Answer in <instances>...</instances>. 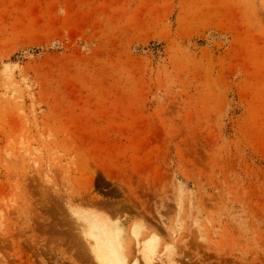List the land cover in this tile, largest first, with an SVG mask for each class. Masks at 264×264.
Segmentation results:
<instances>
[{
  "label": "rangeland",
  "instance_id": "rangeland-1",
  "mask_svg": "<svg viewBox=\"0 0 264 264\" xmlns=\"http://www.w3.org/2000/svg\"><path fill=\"white\" fill-rule=\"evenodd\" d=\"M83 217L264 264V0H0V264H100Z\"/></svg>",
  "mask_w": 264,
  "mask_h": 264
},
{
  "label": "bare ground",
  "instance_id": "bare-ground-1",
  "mask_svg": "<svg viewBox=\"0 0 264 264\" xmlns=\"http://www.w3.org/2000/svg\"><path fill=\"white\" fill-rule=\"evenodd\" d=\"M83 221L85 222V227H83L82 232L85 234V240L89 245L91 255L98 263L129 264L124 244L122 243L121 233L116 225L102 222L97 223L89 217H85ZM149 247L147 246L146 250L150 249V251H153L154 247H151L152 249ZM149 254L151 255L152 253ZM142 260L143 264H164V261L156 260L153 256H149L146 253L143 254ZM132 264H140V261L137 259Z\"/></svg>",
  "mask_w": 264,
  "mask_h": 264
}]
</instances>
